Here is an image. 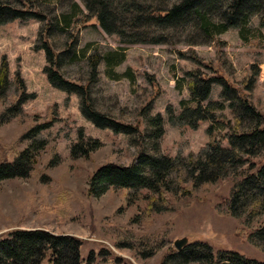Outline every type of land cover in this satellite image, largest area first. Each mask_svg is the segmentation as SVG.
Wrapping results in <instances>:
<instances>
[{"label": "rangeland", "instance_id": "rangeland-1", "mask_svg": "<svg viewBox=\"0 0 264 264\" xmlns=\"http://www.w3.org/2000/svg\"><path fill=\"white\" fill-rule=\"evenodd\" d=\"M107 1L116 8L121 0ZM140 1L165 9L178 0ZM0 5L52 19L55 27L49 40L56 54L66 53L72 33L78 34L76 51L62 57L59 67L71 83L90 84L89 56L123 54L118 66L100 64L98 77L89 86L90 102L101 115L139 129L126 134L96 127L83 114L78 94L63 91L49 81L45 69L57 68L41 49L45 21L24 19L0 25V63L5 58L9 66V88L0 99V165L12 163L30 148L33 140L27 134L34 126L55 118L51 127L35 137L44 146L35 152L30 174L0 181L1 238L15 231L36 229L55 236H73L83 241L82 258L93 254L94 264H220L207 258L179 260L175 242L187 238L189 246L209 245L214 255L231 251L264 263V243L237 234L239 229L249 234L255 225L246 229L226 206L234 176L256 173L264 163V151L247 158L245 165L231 169L217 183L193 188L191 181H186L183 186L191 194L177 199L170 192L174 205L171 211L151 209V198L156 196L143 187L123 190L96 185L90 193L92 175L102 166L128 167L142 152L172 160L188 158L228 132L215 125L208 133L212 123L193 129L169 121L168 107H173L176 115L182 109L181 101L196 107L184 82L190 71L202 69L224 77L264 115V26L259 16H252L240 28L206 36L198 27L197 16L191 13L172 27L147 25L141 29L151 36H164V43L123 44L117 35L107 34L94 21L81 23V12L87 14L84 0H0ZM64 15L70 20L69 28L65 22L60 23ZM207 18L213 24L219 22L217 14L209 13ZM120 25L130 33L125 22ZM193 55L212 69L201 67L190 58ZM257 70L259 75L255 76ZM17 75L24 81L26 93L34 97L15 112L11 107L21 95ZM248 80H252V87L245 89ZM222 91L221 85L214 84L209 100L224 107L216 114L233 120L230 102L222 97ZM157 115L162 116L165 131L156 140L151 135L154 127L150 119ZM245 122L248 124V117ZM81 133L85 141L96 140L101 146L87 157L73 158L71 150ZM171 182L175 188V182Z\"/></svg>", "mask_w": 264, "mask_h": 264}, {"label": "trees", "instance_id": "trees-1", "mask_svg": "<svg viewBox=\"0 0 264 264\" xmlns=\"http://www.w3.org/2000/svg\"><path fill=\"white\" fill-rule=\"evenodd\" d=\"M87 14L81 12V23L86 25L94 21L107 34L117 35L124 44H150L164 43V36H151L141 29L147 25L158 27H172L178 21L186 20L191 13L198 19V27L206 36L225 32L231 28H240L252 16H259L264 26V0H178L171 8L161 9L156 6L144 5L140 0H121L116 8L107 0H84ZM209 13L217 14L218 23L213 24L207 16ZM39 19L45 21L41 32L43 43L41 49L46 53L48 62L56 67H48L45 73L55 87L68 93H76L82 99V112L98 128H110L116 133L130 134V131L139 132V129L125 126L96 112L90 102L89 86L98 77V68L102 62L109 67L118 66L123 61V54L111 52L108 55L94 54L89 56L90 80L88 86H80L67 81L60 73L61 59L69 56L78 46V34L72 33V42L66 53L56 54L50 43V36L54 30L52 19L45 18L40 13H33L0 5V25L14 20ZM67 28L70 27L68 15L63 17ZM129 26L127 33L120 23ZM65 31V30H64ZM77 31V30H76ZM217 44V43H216ZM201 67L212 69L204 64L196 55L190 57ZM259 75V70L254 74ZM252 80H248L245 89H250ZM20 97L14 102L11 110L17 112L22 105L33 95L26 93V86L22 78L17 75ZM185 87L196 107H189L187 101H181L182 107L178 115L173 107H168L167 114L171 123L196 129L202 123H212V127L220 125L228 129L224 136H218L213 144H208L197 155L188 158L172 160L168 157L150 156L140 153L135 162L128 167L108 164L99 168L90 181L92 193L96 185L103 189L115 186L123 190L143 187L153 193L150 208L157 212L171 211L174 205L170 202L169 194L173 197H189L190 190L183 184L190 180L193 188L203 184L217 183L222 180L231 169L245 165L247 158L257 157L264 151V115L242 96L238 89L233 87L224 77L210 75L202 69H196L186 74ZM214 84L222 86V97L230 103L229 108L233 120L216 114V110H223L220 102L209 100ZM9 88V66L5 58L0 63V99ZM240 96H237V92ZM249 122H245L246 118ZM54 120L34 126L27 135H31L33 144L21 152L12 163L0 165V181L9 178L28 176L35 165V152L44 146V142L35 139L36 135L51 127ZM154 131V139L164 135V120L161 115L150 119ZM29 137V136H28ZM226 144V146H225ZM101 146L99 141H85L81 133L79 142L71 150L73 158L87 157ZM148 170V172H147ZM235 175V183L226 200L230 215L245 225L248 232L237 230V234L248 241L264 243V163L256 173L245 174L240 178ZM174 177H176L175 180ZM175 182V188L171 187ZM241 224V225H242ZM249 231V230H248ZM83 241L73 236H55L45 230L15 231L6 238L0 237V264H94V255L82 258ZM179 260L190 261L200 258L215 260L225 264H264L245 255L231 251H219L213 254L212 248L207 244L187 245L178 253ZM166 262V261H165ZM164 262V264H165Z\"/></svg>", "mask_w": 264, "mask_h": 264}, {"label": "water", "instance_id": "water-1", "mask_svg": "<svg viewBox=\"0 0 264 264\" xmlns=\"http://www.w3.org/2000/svg\"><path fill=\"white\" fill-rule=\"evenodd\" d=\"M187 245H189L188 243V239L187 238H183V239H180V240H177L175 242V248L178 250V251H181L184 247H186Z\"/></svg>", "mask_w": 264, "mask_h": 264}]
</instances>
